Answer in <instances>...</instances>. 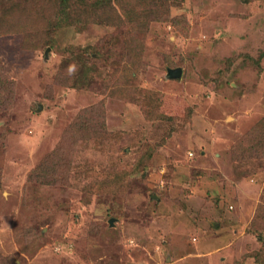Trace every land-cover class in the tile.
<instances>
[{"label":"rangeland","instance_id":"rangeland-1","mask_svg":"<svg viewBox=\"0 0 264 264\" xmlns=\"http://www.w3.org/2000/svg\"><path fill=\"white\" fill-rule=\"evenodd\" d=\"M138 6L118 26L0 35V264H264V0ZM63 138L56 174H35Z\"/></svg>","mask_w":264,"mask_h":264},{"label":"trees","instance_id":"trees-1","mask_svg":"<svg viewBox=\"0 0 264 264\" xmlns=\"http://www.w3.org/2000/svg\"><path fill=\"white\" fill-rule=\"evenodd\" d=\"M133 1L134 0H0V35L21 34L23 36V40L28 42L31 35L37 32H52L69 27H76L81 31L92 23L118 26L126 19V21H129V18H124L123 12H120V7L121 10L125 12L126 16L127 13H129V8L132 11H135L136 6H141L143 4L144 7L141 11L142 13L147 12V14H151L155 18L169 17L170 0H139L137 3L134 1L135 4H133ZM115 2H118L119 8ZM19 3H22V5L24 4V9L20 10L19 8L12 7L16 6V4L18 5ZM120 3L122 5H120ZM16 11H19L17 12L18 15L14 14ZM84 50L85 53L79 56V60L82 63V69L80 68L79 72L76 74V77H79V79L90 76L92 67L89 62H92L94 59L93 53H91V51L87 49ZM89 59L90 61L88 62ZM245 59H247L248 62L243 63H248L260 68V59H256L249 55L245 56ZM95 127L96 125L94 123L91 125L89 123L88 125L78 123L74 129L77 134L81 132L86 134L89 129L92 130ZM69 131L70 129L67 130L68 133H66V135L67 138L70 137L71 145L73 146L72 149H74V147L79 145V136H76ZM91 134L85 137V141L88 140ZM65 140L66 138H63L61 140L62 144H60L62 147L49 156L55 157L52 159L53 161H51L54 166L49 165L46 162V165L37 167L33 170L35 174L41 173V171L43 175L56 174L55 167L59 166L62 161L65 162L63 160L65 155L64 151H66ZM82 142L84 143V141ZM66 165L69 171L71 170V172L77 168L75 165H71V163L68 161ZM52 168H54V170H52ZM102 173L103 172L99 173V176H101L100 174ZM80 174L83 175L87 180L90 178L88 172H80L79 175ZM120 177V172L116 174L115 178L114 175H107L106 173L101 179H96L94 182H88L87 185L84 184L82 190L88 196L85 203H89V198L92 196V192L94 191L97 193L99 191H117L118 185L120 184ZM256 219L264 220V207H259ZM257 232L258 236H260L259 239L264 244V235L262 232ZM255 254L256 257L259 258L258 262L264 263V259L262 258L264 253L262 252V257L261 250Z\"/></svg>","mask_w":264,"mask_h":264},{"label":"water","instance_id":"water-1","mask_svg":"<svg viewBox=\"0 0 264 264\" xmlns=\"http://www.w3.org/2000/svg\"><path fill=\"white\" fill-rule=\"evenodd\" d=\"M181 75H182V69L181 68L170 69L168 71V76L169 77L177 78V77H180Z\"/></svg>","mask_w":264,"mask_h":264}]
</instances>
